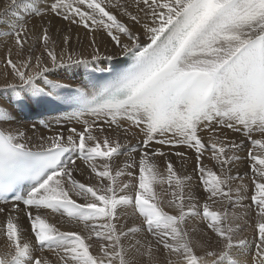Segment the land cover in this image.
Returning a JSON list of instances; mask_svg holds the SVG:
<instances>
[{
	"label": "snow or ice",
	"instance_id": "6c2138e0",
	"mask_svg": "<svg viewBox=\"0 0 264 264\" xmlns=\"http://www.w3.org/2000/svg\"><path fill=\"white\" fill-rule=\"evenodd\" d=\"M0 52V264H264V0H8Z\"/></svg>",
	"mask_w": 264,
	"mask_h": 264
},
{
	"label": "bare ground",
	"instance_id": "6f19581e",
	"mask_svg": "<svg viewBox=\"0 0 264 264\" xmlns=\"http://www.w3.org/2000/svg\"><path fill=\"white\" fill-rule=\"evenodd\" d=\"M0 11H1V8H0ZM33 23L39 24V21L35 20V21H33ZM60 78H62V79H73L74 77L71 75V73H69L67 76H63V77H60ZM121 159H123V157H121ZM177 166H179L178 163H177ZM240 167H241V170H243L245 165L241 164ZM189 170H190V166H189ZM245 203H247V201H245Z\"/></svg>",
	"mask_w": 264,
	"mask_h": 264
},
{
	"label": "rangeland",
	"instance_id": "374dc122",
	"mask_svg": "<svg viewBox=\"0 0 264 264\" xmlns=\"http://www.w3.org/2000/svg\"><path fill=\"white\" fill-rule=\"evenodd\" d=\"M8 4V0H0V8H1V11L4 9V7ZM3 53L0 52V56H2Z\"/></svg>",
	"mask_w": 264,
	"mask_h": 264
}]
</instances>
